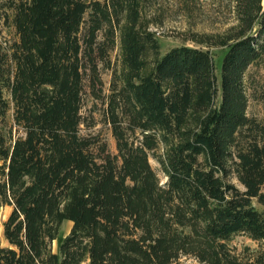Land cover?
Masks as SVG:
<instances>
[{
    "label": "trees",
    "instance_id": "obj_1",
    "mask_svg": "<svg viewBox=\"0 0 264 264\" xmlns=\"http://www.w3.org/2000/svg\"><path fill=\"white\" fill-rule=\"evenodd\" d=\"M142 1L0 0V264H264L262 0H216L234 28L162 56Z\"/></svg>",
    "mask_w": 264,
    "mask_h": 264
},
{
    "label": "rangeland",
    "instance_id": "obj_2",
    "mask_svg": "<svg viewBox=\"0 0 264 264\" xmlns=\"http://www.w3.org/2000/svg\"><path fill=\"white\" fill-rule=\"evenodd\" d=\"M105 1V0H98ZM264 6V0H262ZM138 26L139 32L152 33L160 46V56L173 47L188 46L205 48L210 39L217 36L226 35L231 28L236 25L234 14L231 10V4L228 2H218L216 0H143L141 3V15ZM218 55L221 51H215ZM110 59L112 63L119 60V40L116 42L114 50L111 52ZM152 60L147 56V61ZM220 63V62H219ZM250 81L247 95V114L249 116L261 117L264 106L256 101L252 96L254 84H260L264 81V65L258 68L249 69ZM101 79L104 85V93H109L111 72L101 71ZM104 104L102 101H94L91 97L86 99L83 114L92 116L96 126L91 131H101L108 141L109 149L115 153L114 140L111 137L109 126L104 124L103 120ZM153 169L157 171V164L150 161ZM163 180L162 175L158 174ZM264 192V185L262 187ZM11 208L6 206L0 212V244L7 246L3 237V222L7 219ZM71 224L64 223L60 232V238L66 235L70 230ZM233 246L239 253L244 247L251 249L257 248V243L251 241L245 236H238L232 240ZM56 242L52 243L53 251H56ZM181 264H199L191 257H183Z\"/></svg>",
    "mask_w": 264,
    "mask_h": 264
}]
</instances>
